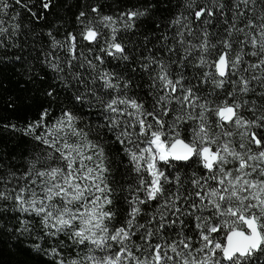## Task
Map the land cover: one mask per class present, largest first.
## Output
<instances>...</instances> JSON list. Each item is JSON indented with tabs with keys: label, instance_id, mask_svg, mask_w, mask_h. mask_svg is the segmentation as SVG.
<instances>
[{
	"label": "snow or ice",
	"instance_id": "6c2138e0",
	"mask_svg": "<svg viewBox=\"0 0 264 264\" xmlns=\"http://www.w3.org/2000/svg\"><path fill=\"white\" fill-rule=\"evenodd\" d=\"M15 2L20 3V0ZM212 2L221 10L226 7L218 0ZM194 3L195 0H190L185 6L193 8ZM259 3L257 15V0H233L232 23L224 20L228 24L227 35L217 44H211L205 31V39L199 45L185 49L186 54L195 48L201 50L197 67L208 68L203 73L202 83L210 81L215 89L221 90L226 84L234 85L232 91L226 92V98L214 107H210L208 101L200 102L197 86H185L186 78L182 74L173 79L169 66L162 61L152 86L163 94L156 97L151 111L137 98L121 97L120 83H113V74L106 71L98 78L105 90H116V96L105 102L93 89L86 87L84 93L75 97L77 102L91 106L92 101L87 95L90 92L100 102L107 115L106 123L97 128H106L113 135L136 174L135 183L127 188L130 194L126 199L128 211L119 226L113 224L117 213L110 210L115 191L111 184L115 181L110 183L109 179L107 142L97 143L90 139L92 130L78 127L80 117L70 110L63 111L48 123L50 113L45 109L39 121L23 129L25 135H33L50 151L43 158L32 161L22 174L9 171L7 176L0 175V184L4 185L0 200L14 201L16 211L39 218L44 235L58 241L47 253L56 258L55 264H241L254 251L264 249V133L251 131L253 128L264 129V115L246 119L241 110L249 102L237 99L238 93L253 91V81L264 88V0ZM249 5L253 6L251 10ZM7 7V3H0V11ZM43 8L48 9L49 2H44ZM98 11L97 7L92 8V12ZM145 14L146 10L129 9L119 18L126 17L124 27L131 29L134 19ZM85 15L80 12L77 21L82 23L81 18ZM203 15L213 16L214 12L209 7L195 11L197 20ZM186 19L181 14L171 24L179 25ZM244 20L246 24L238 27ZM100 23L112 31L111 40L105 41L106 47L100 51L108 56L129 59L125 55L126 46L116 42L118 29L113 27L116 19L104 15ZM101 34L91 22L80 33L89 43L97 42ZM178 35L183 43V32ZM76 39L75 35L69 34L72 42L69 50L73 53ZM59 44L54 41L53 46ZM235 44L239 47H234ZM218 45L222 50L216 51ZM213 52L216 58L209 59L208 55ZM245 56L257 60L247 62ZM72 59H76L74 54ZM96 59L101 64L104 62L101 56ZM86 62L95 70V64ZM155 63L157 61L149 57V64ZM244 64L247 66L242 67ZM50 67L57 72L63 71L58 63H51ZM256 70L261 74L245 77L244 73H255ZM237 75L238 80L230 79ZM91 82L94 84L95 79ZM128 86L125 82L124 88ZM48 95L53 93L49 91ZM260 95L264 96V92ZM173 102L182 108L198 109V115H177L169 124L162 116L170 114ZM248 110L255 113V102ZM210 116L216 118L214 122ZM186 120L196 121L190 136L184 135L181 128V122ZM213 123L215 132L212 131ZM228 125L239 131L229 130ZM12 127L15 129V125ZM41 127L44 133L35 135L36 129ZM237 135L240 142L235 144L232 138ZM193 160L204 173L193 172L189 181L176 169L181 163ZM172 172L176 174L172 175ZM13 180L16 183L8 187ZM189 182L194 191L186 192L185 185ZM153 205V211L145 212V208ZM145 215L147 221L139 223V218ZM183 217L193 221L191 229ZM166 231L175 234L169 236ZM189 231L194 235L188 234ZM61 236L67 243L59 239ZM69 248L75 255L69 253L65 259L64 253ZM97 252L103 254L98 256Z\"/></svg>",
	"mask_w": 264,
	"mask_h": 264
},
{
	"label": "trees",
	"instance_id": "16d2710c",
	"mask_svg": "<svg viewBox=\"0 0 264 264\" xmlns=\"http://www.w3.org/2000/svg\"><path fill=\"white\" fill-rule=\"evenodd\" d=\"M44 2H49L48 9L43 8ZM186 2L190 0H20V3H16L15 0H0V3L8 4L6 9L0 11V166H2L0 175L7 176L9 171L22 174L28 170L32 161L43 158L47 151H50L47 146L35 140L33 135H25L23 129L39 121L45 109L50 113L47 118L48 123L54 121L63 111L70 110L80 117L78 127L85 131L92 130L90 139L97 143L107 142L105 153L110 167L109 179L110 183L115 181L111 184L115 191L110 210L117 213L113 224L119 226L128 211L126 199L130 194L127 188L129 184L135 183L136 174L132 171V165L124 154L122 146L114 141L113 135L108 133L106 128H97V125L106 123L107 115L100 102L90 92L87 95L92 101L91 106L77 102L75 97L84 93L86 87L93 89L105 102L116 96V90H105L103 82L98 78L106 71L113 74V83H120L121 97L127 95L137 98L144 102L146 109L151 111L155 107L156 97L163 94L152 86L159 71V62L162 61L169 66L173 79L178 74H182L186 78L185 86H197V95L201 97V103L208 101L210 107H214L224 100L226 92L232 91L234 85L226 84L221 90L215 89L210 81L202 83L203 73L208 71V68L197 67L202 55L201 50L195 48L190 54H186L185 49L191 45H199L205 39V31L211 44H217L218 40L227 35L225 29L233 20V0H218V3L226 5L223 10L214 7L212 0H195L193 8H187ZM93 7H97L99 11L92 12ZM201 7L212 8L214 15H203L197 20L195 11ZM243 7L241 5L242 9ZM252 8L253 6L249 5V9ZM129 9L146 10L144 16L134 19V26L131 29L124 27L126 17L123 20L119 18L121 13ZM82 11L86 15L81 18V23L77 21V16ZM259 11L260 3L257 0L255 5L257 15ZM181 14L187 19L179 25L171 24V21ZM104 15L116 19L117 23L113 25L118 29L115 34L116 42L126 46L125 55L129 59L108 56L100 51L101 48L106 47L105 41H110L112 37L111 28L104 27L100 23V18ZM225 18L228 24L224 23ZM89 22L102 33L95 43L83 40L80 35ZM246 22L244 20L237 26L241 27ZM180 32H183V43L178 35ZM70 33L77 37L74 53L69 50L72 43L69 40ZM54 41H59L60 44L54 47ZM234 47L238 48L239 45L235 44ZM219 50H222L220 45L217 46L216 51ZM73 54L76 56L75 60L72 59ZM97 56L103 58L102 64L96 59ZM149 57L155 59L157 63L149 64ZM208 58L215 59V52L208 55ZM244 59L247 62L257 60L256 57L250 56H245ZM86 61L95 64V70L90 68ZM51 63H58L63 71H54L50 67ZM145 65L149 66L145 68ZM246 66V64L242 65V67ZM253 74L261 73L259 70L255 73H244L246 78ZM93 79H95L94 84L91 82ZM230 79L238 80L239 76H232ZM125 82L129 85L127 89L124 88ZM157 87H159L158 82ZM235 87L238 88L239 85ZM251 87L253 91L237 94V99L249 102L241 110V114L246 119H255L264 115V96L260 95L264 92V88H261L256 81L252 82ZM49 91L53 93L52 96L48 95ZM253 102L256 107L255 113L248 110L253 107ZM170 108V114L162 116V119L169 124L177 115L187 117L189 113L198 115L199 111L182 108L175 102ZM209 119L214 122L216 118L210 116ZM195 124L194 120L181 122L183 134L190 136ZM12 125H15V129ZM226 127L229 130L239 131L231 125ZM44 131L43 127L37 128L35 135H41ZM212 131H217L214 123ZM251 131L264 133V129L253 128ZM232 139L235 144L240 142L238 135ZM176 171L182 173L189 181L193 172L201 175L204 173L196 160L186 164L181 163ZM175 174L172 172V175ZM15 183L16 181L13 180L8 187ZM3 189L4 185L0 184V190ZM185 190L194 191L190 182L185 185ZM154 208L155 205L152 208H145V212H151ZM147 219L148 216H141L139 223H145ZM183 219L191 229L193 221L187 217ZM22 221L28 223L24 224ZM155 226L154 224L153 227ZM166 234L174 236L175 233L166 231ZM188 234L194 235L190 231ZM59 239L67 243L65 237L61 236ZM136 239L139 242V238ZM57 243L56 239L44 235L39 218L16 211L14 201L0 200V264H55L56 258L47 253ZM37 245L39 247H36ZM69 253L75 255L69 248L64 253L65 259L68 258ZM102 254L97 252L98 256ZM241 264H264V249L254 251L251 256L243 259Z\"/></svg>",
	"mask_w": 264,
	"mask_h": 264
},
{
	"label": "water",
	"instance_id": "95a60500",
	"mask_svg": "<svg viewBox=\"0 0 264 264\" xmlns=\"http://www.w3.org/2000/svg\"><path fill=\"white\" fill-rule=\"evenodd\" d=\"M257 251V250H256Z\"/></svg>",
	"mask_w": 264,
	"mask_h": 264
}]
</instances>
